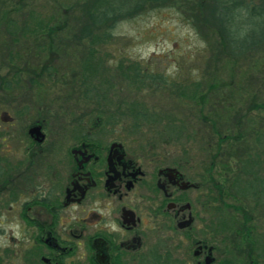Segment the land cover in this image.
I'll use <instances>...</instances> for the list:
<instances>
[{"label": "flooded vegetation", "instance_id": "1", "mask_svg": "<svg viewBox=\"0 0 264 264\" xmlns=\"http://www.w3.org/2000/svg\"><path fill=\"white\" fill-rule=\"evenodd\" d=\"M46 57L40 75L0 85V264H264V139L249 116L234 108L238 131L229 116L219 130L203 102L173 150L162 129L139 132L146 113L121 74L104 86L78 51Z\"/></svg>", "mask_w": 264, "mask_h": 264}, {"label": "trees", "instance_id": "2", "mask_svg": "<svg viewBox=\"0 0 264 264\" xmlns=\"http://www.w3.org/2000/svg\"><path fill=\"white\" fill-rule=\"evenodd\" d=\"M18 4L20 5L19 1ZM147 7L153 10L162 8L177 10L202 38L206 51L214 63L213 72L210 68L206 71L209 73L208 79L204 80V84L208 86L207 93L215 91L216 88L229 90L227 98L224 101H220L219 97L216 98L218 101L215 100L213 107L219 104L226 111V116H229L235 110V104H238L239 100L243 101V98L247 96L248 106H245L246 110L240 114V119H242L240 122H243L253 111L264 112V97L261 94L264 87V76H260L261 72L258 73L257 67L258 54L264 52V0H78L60 7L56 18L51 14L43 13L42 20L36 18L35 25L28 22L18 28L16 23L6 24L11 11L3 10L0 16V30L5 31V35H0V53L6 55L7 63L13 62L15 56L20 54L17 46L22 39L21 44H28L24 70L36 76L44 72L47 65L33 64L35 59L43 57L44 54L53 53V51L67 52L70 48L78 46V55L81 57L78 70H81L84 78L92 80L95 76L98 84L108 85L110 84L109 77L104 80L100 72L108 62L106 59L97 57L98 51L94 50L93 46L108 44L113 38V31L118 23L141 16ZM17 32L20 37L17 36ZM24 34L27 36L25 37ZM87 46H90L88 50ZM10 56L12 57L9 58ZM110 59L108 58V61ZM224 62L232 63L234 68L249 63L248 70L240 73L242 77H248L251 74L248 82L244 85L236 84L233 81L234 71L229 83L220 82L218 79L211 83L209 78L218 74L217 70L223 68ZM131 68L130 81H136L140 87L149 84L146 87L166 89V86H169L168 81L162 75L147 74L137 64H132ZM108 69L109 67H105L103 72ZM126 69L121 66L116 75L125 74L126 77ZM248 72L250 74H247ZM194 76L192 74L190 81L188 80V86L191 88L188 87V91L192 92L188 99L201 108L203 102H206V94L198 91L201 84L197 83ZM34 77L31 79L32 83L37 82ZM12 81L0 71V85L3 86L4 91L11 90ZM256 82L258 89L254 88V86L257 87L254 85ZM196 92L198 96L195 95ZM173 93L176 95L175 92ZM140 100V97L133 100L131 106L136 107L137 110L140 109L143 107L139 103ZM138 114L140 113L137 112L136 115ZM211 123L213 125L214 121ZM212 130L215 131L213 128Z\"/></svg>", "mask_w": 264, "mask_h": 264}, {"label": "rangeland", "instance_id": "3", "mask_svg": "<svg viewBox=\"0 0 264 264\" xmlns=\"http://www.w3.org/2000/svg\"><path fill=\"white\" fill-rule=\"evenodd\" d=\"M76 1L78 0H0V16L1 11L10 10V18L7 20L6 24L12 25V23H16L17 28L26 23L28 24V22L35 25L36 18L42 20L43 13H45V15L51 14L56 18L57 11L60 7L70 5ZM18 8L19 10L17 11ZM149 8L150 7H147L141 16H135L130 20H124L118 23L116 29L113 31L112 40L105 45L98 44L93 46V49H97L98 58L106 59V62H108L106 64L107 66L104 65L100 70L104 80L107 79L108 74L110 77L112 75L116 76L121 66L127 68L125 70L127 72L125 79H123L121 75V80L115 77L114 82L116 84L124 83L129 89L130 98L133 100H137L138 96H140L143 106L141 107V111L146 113V119L143 120L139 132L143 133L144 136L148 138L162 129L163 135H170V138L172 137L174 144L170 147H172L173 150H179L189 147L190 136H194L193 133L196 130L193 128L196 127L198 122V120H196L199 115V106L197 104L193 103L195 106V113L193 114L181 110V103L184 104V102L190 101L188 98L191 96L192 92L188 91L190 88L188 83L192 74L195 75L194 77L196 81H198L197 83L201 84L198 91L206 94L205 106L207 111L203 109V115H208L210 117L214 112L213 121H216V128L219 130H222L224 127V121H220V119L226 117V111L219 104H217L216 107H213L212 104L216 102L215 100H217L216 98L218 97L220 101H224L225 98H227L229 90L225 88H216L214 89L215 91L212 90L207 93L208 86L204 84V80L208 79L209 73L206 71H208L207 68H210V71L213 72L214 63L206 51V46L202 38L197 35L196 31L182 18L181 14L173 8L155 10ZM76 10H78V8H76ZM0 35L4 36L5 31L0 30ZM24 35L25 37L27 36V34ZM17 36L20 37L18 32ZM20 42L18 43L19 45L17 44L20 54L17 55V57L15 56L13 62L7 63L6 55L0 53V71L2 74L7 75L11 81L14 79L12 84L16 79L21 78V82H24L26 79L24 78L26 76L24 75V61L25 57L27 58L26 52L28 44H21ZM89 47L90 46H87L86 49L88 50ZM74 49L75 48H70L68 52H79L78 49ZM46 56L47 54H44L43 57L37 59L40 66L48 61V57ZM11 57L12 56L9 58ZM80 58V55H78V63L80 62ZM108 58L111 59L108 61ZM258 60V73L261 72L260 76L263 77L264 52L258 54ZM72 61L74 65H76L77 59H73ZM63 62L65 63L66 61L64 60ZM132 64H137L140 69L145 70L147 74L164 76L169 86H166V90L163 91L159 87L146 88L149 84L145 87L143 86V88L140 87V84H137L136 81L131 82L129 77L132 74ZM222 65L223 68L217 70L218 74H214L212 78H209L211 83L216 79L220 82L229 83L234 71L233 81L236 84L240 83V85H244V83L248 82V77L251 76L250 72L247 73L250 74L248 77H242L240 73H244L246 69L248 70L249 63L235 68L230 62H224ZM67 66L68 65H66V67ZM105 67H109V69L103 72ZM116 68L117 70H115ZM111 72L113 73L111 74ZM100 78H102V76H100ZM103 85L107 86L105 84ZM254 85H257V87L254 86V88L258 89L257 82ZM262 89L261 94L264 97V87ZM173 92H175V98L179 100V104L172 101L170 95L174 94ZM195 95L198 96V92H196ZM117 98L118 96L116 99ZM243 99V101L239 100L238 104H235V109L237 111L234 112L233 115L242 114L246 110L245 106H248L249 100L247 96ZM174 106H179V111L176 110ZM130 107L132 108V106ZM1 109L2 111L10 113L9 106L6 107L3 105ZM159 115L168 116L169 118L172 116L176 118V122L173 125L163 118L162 123H159L157 118ZM229 117L231 121L227 122V125L230 124V133H234L238 131L235 130L237 126L233 124L234 119L231 118L232 115ZM248 118L247 125L257 129L260 137L264 139V112L253 111ZM193 121L194 123H192ZM209 125L211 126V123ZM244 131H246V129H244ZM258 146L264 149V141L260 140Z\"/></svg>", "mask_w": 264, "mask_h": 264}]
</instances>
